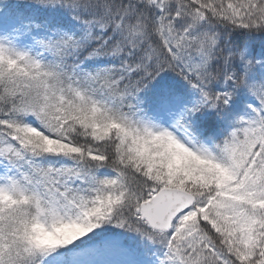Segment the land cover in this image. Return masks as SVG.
<instances>
[{"label":"snow or ice","instance_id":"1","mask_svg":"<svg viewBox=\"0 0 264 264\" xmlns=\"http://www.w3.org/2000/svg\"><path fill=\"white\" fill-rule=\"evenodd\" d=\"M105 225L264 264V0H0V264H95Z\"/></svg>","mask_w":264,"mask_h":264},{"label":"rangeland","instance_id":"2","mask_svg":"<svg viewBox=\"0 0 264 264\" xmlns=\"http://www.w3.org/2000/svg\"><path fill=\"white\" fill-rule=\"evenodd\" d=\"M92 234L93 233H90L89 235ZM135 250H129L127 247L122 245L117 238L113 237L103 240L102 246L99 248L93 247L78 251V254L84 261L95 262V264H134V262L140 258L138 256L137 249ZM140 251L144 252L143 250ZM145 256L147 259H150L147 253ZM153 262L155 264V261Z\"/></svg>","mask_w":264,"mask_h":264},{"label":"trees","instance_id":"3","mask_svg":"<svg viewBox=\"0 0 264 264\" xmlns=\"http://www.w3.org/2000/svg\"><path fill=\"white\" fill-rule=\"evenodd\" d=\"M5 2H9V0H5ZM10 2H13V3H26V2H28V0H10ZM47 15H48V13L43 12V11L26 10L24 12L23 19L25 21H27L28 19L31 18V19H34L37 23H43V21L45 20V18H46ZM244 111H245V106L243 104H241L239 106L237 115H243ZM96 232H100V233H102V235L95 236V233H94L93 236H95V238L92 239L89 243L83 244V245H81L80 242L76 243L77 245H79V248L85 247L87 245L95 244V243L98 242V240L100 238L106 237V236H112V235H116L119 238H124V240L126 241V238L129 236V234H131V233L125 232L122 229L115 228L112 225H105L103 227V229H97ZM132 243L133 244H135V243H137V244H143L146 249L149 248L144 242L139 241L136 237H135V239L133 240ZM155 253L159 256V253L157 251H155Z\"/></svg>","mask_w":264,"mask_h":264}]
</instances>
